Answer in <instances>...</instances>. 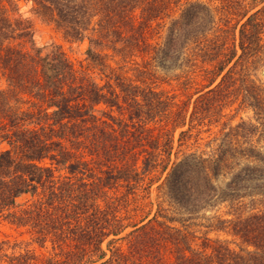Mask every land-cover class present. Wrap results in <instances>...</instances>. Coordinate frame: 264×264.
Wrapping results in <instances>:
<instances>
[{"label":"trees","instance_id":"16d2710c","mask_svg":"<svg viewBox=\"0 0 264 264\" xmlns=\"http://www.w3.org/2000/svg\"><path fill=\"white\" fill-rule=\"evenodd\" d=\"M21 1L85 43L93 72L74 69L55 43L36 46L19 0H0V219L49 244L41 256L25 240H0V264H264V0H226L236 21L225 28L204 0ZM176 7L152 46L148 30ZM145 54L163 70L199 64L191 107L143 86L145 67L126 76ZM235 102L250 119L187 142ZM163 119L169 128L153 134L147 125ZM154 184L186 216L159 200L150 217ZM221 204L224 215L192 221Z\"/></svg>","mask_w":264,"mask_h":264},{"label":"rangeland","instance_id":"374dc122","mask_svg":"<svg viewBox=\"0 0 264 264\" xmlns=\"http://www.w3.org/2000/svg\"><path fill=\"white\" fill-rule=\"evenodd\" d=\"M207 2L211 8L213 9L214 13V21L216 26L225 28L233 25L236 21L235 16L227 15L225 9H223L222 4L227 2L226 0H204ZM263 4L259 5L257 8H260ZM19 12L23 17H26L32 25L33 33H34V42L35 45L38 47L44 46L50 42L55 43L60 47L66 58L70 61L74 69L80 70L85 69L93 72L91 66L89 65L88 61L84 56V51L86 48L85 43H71L66 40L60 31L55 29V27L51 24L44 23L40 21L37 17H35L30 10V4L25 3L21 0L18 2ZM179 7L174 8L170 15L162 18L158 22H156L151 29L148 30L147 39L148 42L152 46H161L165 41L168 28L170 27L171 21L177 17ZM256 8V9H257ZM230 12V11H228ZM229 20V24L224 27L225 21ZM238 28V27H237ZM237 28L235 32L237 31ZM144 60H146L147 64H143ZM136 63V64H135ZM114 66V64H113ZM199 66V64L197 65ZM197 66H183L180 68H169V69H162L158 66L156 62L150 59L148 55L145 54L144 57H137L132 60V62L128 63V67H126V76L135 81L140 79L141 77L137 74L136 68L142 69L145 67L147 69V73L149 75H145V81L143 86L148 88L154 89L156 92L162 94L163 99H168L174 102L175 104H182V102H189V106L191 107V103L196 98L197 94H195V88H199L200 84H203L204 81L202 79L201 73ZM129 69V70H128ZM136 72V73H135ZM137 75V76H136ZM2 85V82H0ZM226 116L222 118L218 123L205 122L206 127H197L192 130L191 136H188L187 142L202 145L206 140L213 137L214 135L219 134V130L222 127V123H227L230 125H235L241 119L248 120L251 118V112L244 108H238L237 102L232 104L230 107L224 110ZM113 114L118 115V113L113 110ZM124 117V116H123ZM166 119L160 121H153L150 122L147 127L153 130V134H156L159 129H166L169 128L167 125ZM179 130L174 132V145L173 149L175 150L177 142L176 139L178 137ZM189 138V139H188ZM254 142L255 138H250ZM224 179H220L218 184L223 186ZM157 184V183H156ZM154 184L151 187V192L149 196V201L146 205L145 210H150V217L155 213L157 208V203L159 200L163 203V206L167 207L171 212L174 211V215L180 217L181 215L186 216L180 211L177 207L172 205L168 199L163 195H158ZM159 196V198H158ZM244 201V200H243ZM244 202H247L245 200ZM228 206L226 204H221L218 206L213 207V209L209 210H201L198 213H195L194 219L192 220L195 223H205L207 219H209L213 215H224L227 210ZM245 210V208H243ZM169 212V211H168ZM246 212V210H245ZM170 213V212H169ZM171 214V213H170ZM130 228H127L125 232L129 231ZM197 230V236H200L203 232V228ZM123 233V234H124ZM122 234V235H123ZM210 238H215L216 235L210 234ZM219 237L227 238L223 234H220ZM0 240H9V241H20L25 240L28 243V248L32 249L38 255H46L49 252V244L46 243L45 247H39L34 242H31L32 237L24 228H16L0 219ZM200 240L197 241L199 243ZM118 244H122V242H118ZM26 246V244H25ZM24 247V245H23ZM22 247V248H23ZM162 251L161 253L164 256H167L168 253ZM163 257V256H162ZM164 258V257H163Z\"/></svg>","mask_w":264,"mask_h":264}]
</instances>
